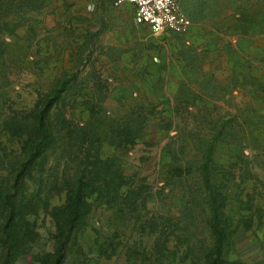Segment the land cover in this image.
<instances>
[{
	"label": "rangeland",
	"instance_id": "374dc122",
	"mask_svg": "<svg viewBox=\"0 0 264 264\" xmlns=\"http://www.w3.org/2000/svg\"><path fill=\"white\" fill-rule=\"evenodd\" d=\"M115 2L0 0V192L23 139L11 118L66 85L17 200L13 264H41L66 233L84 148L133 198L107 201L97 173L64 264H192L213 212L228 258L264 264V0H181L189 29L159 37Z\"/></svg>",
	"mask_w": 264,
	"mask_h": 264
},
{
	"label": "trees",
	"instance_id": "16d2710c",
	"mask_svg": "<svg viewBox=\"0 0 264 264\" xmlns=\"http://www.w3.org/2000/svg\"><path fill=\"white\" fill-rule=\"evenodd\" d=\"M65 91L66 85L64 84L62 88L55 92V96L39 99L28 118L21 119L17 116L11 118L19 126L20 135L23 139L19 154L16 156L13 165L14 167L9 172V183L11 182V184H6L7 186L0 192V207L4 210L6 219L1 223L0 264H13L14 262L15 252L12 247L15 245L16 232L21 222L17 217V200L25 178L34 170L36 162L45 154L54 139V132L51 126L52 110ZM3 122L6 123V120ZM126 126L130 130V125L127 124ZM2 131L0 134L4 136V133L9 130L2 128ZM71 132L79 133L77 124L74 125V129ZM86 143L88 142L82 141L79 148ZM80 152L74 153V158L72 159L75 166L74 173L68 176L69 180H75V190L72 191L68 207V228L64 235L62 233L57 236L56 245L50 258L44 259L41 264H64L67 259L69 244L75 234L84 206L88 205L89 197L85 194V188L93 181L97 173L102 175V179L98 182L99 193L102 194L105 191L102 197L106 198L107 201L111 199L109 197L111 192L112 197L115 198L119 206L133 198L131 191L122 192V189L128 185L124 180L125 176L121 173L117 175L113 170L111 175L107 172L109 168L111 169L112 160L109 157L104 158L105 156L101 153V149L91 152V149L87 150L84 148ZM79 165H83V169L80 170ZM142 200L144 201L143 198ZM138 202L139 199H137ZM208 220L209 239H204L202 244L197 247L196 253L190 255L193 258L192 264H236L228 258L224 235L226 229L221 224L219 214L216 212L209 214ZM193 247L195 245L191 248Z\"/></svg>",
	"mask_w": 264,
	"mask_h": 264
},
{
	"label": "built area",
	"instance_id": "2783aa9c",
	"mask_svg": "<svg viewBox=\"0 0 264 264\" xmlns=\"http://www.w3.org/2000/svg\"><path fill=\"white\" fill-rule=\"evenodd\" d=\"M115 3L132 4L134 23L146 26L153 36L184 33L191 25L182 11L181 0H116Z\"/></svg>",
	"mask_w": 264,
	"mask_h": 264
}]
</instances>
